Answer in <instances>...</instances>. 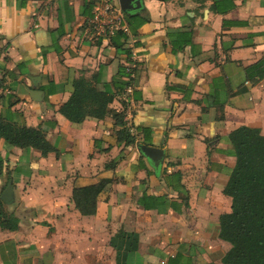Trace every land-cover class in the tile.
<instances>
[{
  "label": "crops",
  "instance_id": "crops-1",
  "mask_svg": "<svg viewBox=\"0 0 264 264\" xmlns=\"http://www.w3.org/2000/svg\"><path fill=\"white\" fill-rule=\"evenodd\" d=\"M104 5L120 9L0 0V115L52 147L42 155L0 138V195L11 180L4 208L19 219L16 230L0 227V264H224L228 135L240 126L264 135V0H140L122 11L126 39L93 26ZM121 66L134 78L123 90L113 85ZM80 76L107 84L111 113L80 123L60 113ZM139 144L163 151L158 166ZM99 182L96 213L81 215L73 189Z\"/></svg>",
  "mask_w": 264,
  "mask_h": 264
},
{
  "label": "trees",
  "instance_id": "trees-1",
  "mask_svg": "<svg viewBox=\"0 0 264 264\" xmlns=\"http://www.w3.org/2000/svg\"><path fill=\"white\" fill-rule=\"evenodd\" d=\"M88 8L94 4L88 2ZM93 16V13H92ZM132 17L126 18L132 26ZM118 38L126 39L120 29L112 33ZM111 43L122 47L124 42L110 37ZM259 67L260 65H254ZM252 66V67H254ZM101 73V67L98 74ZM130 71L121 66L113 85L123 90L134 82ZM129 77L125 80L123 77ZM264 76V72L258 74ZM131 77V78H130ZM96 84V82H94ZM83 76L73 81V92L69 99L59 108L60 113L69 121L80 123L86 116L103 118L111 113L108 104L113 99V93L104 83L103 90L97 88ZM118 124L124 127L121 112L112 115ZM119 139L125 143H133L135 136L122 128L118 132ZM0 138L8 146L22 149L34 148L46 155L52 150L45 135L36 128L19 125L7 121L0 115ZM228 140L232 145L231 154L235 164L224 187V193L231 197V212L220 217L219 236L228 241L231 248L222 256L224 264H264V135L259 130L249 126H240L230 132ZM2 159H0V166ZM105 182L76 187L72 191V201L75 208L83 216L96 213L97 201L106 187ZM5 204L0 199V227L8 230L18 228V217L7 213Z\"/></svg>",
  "mask_w": 264,
  "mask_h": 264
},
{
  "label": "water",
  "instance_id": "water-1",
  "mask_svg": "<svg viewBox=\"0 0 264 264\" xmlns=\"http://www.w3.org/2000/svg\"><path fill=\"white\" fill-rule=\"evenodd\" d=\"M119 7L121 11L127 12L128 14H132L136 12V10L140 6V0H118ZM138 150L140 153L145 155L147 158L151 159L156 166L159 165V161L163 158V151L160 148H156L153 146H147L144 144L138 145ZM2 201L9 203L12 200V182L9 180L4 191L0 195Z\"/></svg>",
  "mask_w": 264,
  "mask_h": 264
},
{
  "label": "built area",
  "instance_id": "built-area-1",
  "mask_svg": "<svg viewBox=\"0 0 264 264\" xmlns=\"http://www.w3.org/2000/svg\"><path fill=\"white\" fill-rule=\"evenodd\" d=\"M92 24L101 30L108 28V32L113 33L114 30H127L126 22L124 20L123 12L119 8H112L108 5L103 7H96L93 11ZM111 23V24H110ZM131 91L130 88L127 90Z\"/></svg>",
  "mask_w": 264,
  "mask_h": 264
}]
</instances>
